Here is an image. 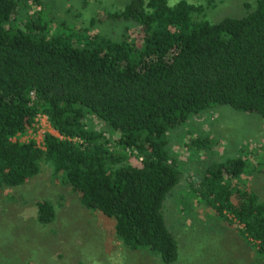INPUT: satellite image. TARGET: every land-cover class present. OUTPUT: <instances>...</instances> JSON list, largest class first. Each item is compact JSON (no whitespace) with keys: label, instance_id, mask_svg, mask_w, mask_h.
I'll return each instance as SVG.
<instances>
[{"label":"trees","instance_id":"1","mask_svg":"<svg viewBox=\"0 0 264 264\" xmlns=\"http://www.w3.org/2000/svg\"><path fill=\"white\" fill-rule=\"evenodd\" d=\"M43 4L0 0V190L47 166L83 208L113 220L123 247L176 262L163 215L180 177L169 134L217 106L264 122V0L215 23L194 18L202 9L185 0H127L104 13L126 24L120 39L57 20ZM38 116L59 135L45 134L43 148L17 140ZM246 166L240 157L211 163L189 183L204 210L264 258V201L239 184ZM35 205L49 224L53 205Z\"/></svg>","mask_w":264,"mask_h":264},{"label":"rangeland","instance_id":"2","mask_svg":"<svg viewBox=\"0 0 264 264\" xmlns=\"http://www.w3.org/2000/svg\"><path fill=\"white\" fill-rule=\"evenodd\" d=\"M179 0H170L173 4ZM202 9L200 15L215 23L227 17L245 15L256 0H185ZM44 9L57 20L88 27L112 39H120L126 26L109 21L106 12L123 8L127 0H43ZM69 28H72L71 25ZM90 128L105 126L90 121ZM104 132L111 138L112 132ZM56 135L45 119L18 141H34L43 146L45 134ZM169 155H176L178 184L163 203L165 223L178 246L172 264H264L225 219L204 210L189 181L211 163L246 159L239 179L264 201V122L255 114L217 106L188 121L169 134ZM193 176V177H192ZM46 200L55 210L53 220L40 224L36 203ZM0 264H163L146 249L130 251L113 232V220L83 208L77 194L41 172L22 186L0 190Z\"/></svg>","mask_w":264,"mask_h":264},{"label":"built area","instance_id":"3","mask_svg":"<svg viewBox=\"0 0 264 264\" xmlns=\"http://www.w3.org/2000/svg\"><path fill=\"white\" fill-rule=\"evenodd\" d=\"M38 119H45L46 121H47V118L45 117V116H38L37 118H36V120H35V122L38 120ZM55 132V131H54ZM54 136H57V137H59V135L56 133V135H54ZM16 139V138H15ZM14 139V140H15ZM38 147H40V148H43L44 146H38Z\"/></svg>","mask_w":264,"mask_h":264},{"label":"crops","instance_id":"4","mask_svg":"<svg viewBox=\"0 0 264 264\" xmlns=\"http://www.w3.org/2000/svg\"><path fill=\"white\" fill-rule=\"evenodd\" d=\"M35 219H37V218H35Z\"/></svg>","mask_w":264,"mask_h":264}]
</instances>
